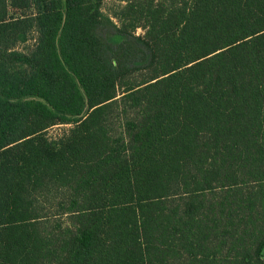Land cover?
<instances>
[{
    "label": "trees",
    "instance_id": "trees-1",
    "mask_svg": "<svg viewBox=\"0 0 264 264\" xmlns=\"http://www.w3.org/2000/svg\"><path fill=\"white\" fill-rule=\"evenodd\" d=\"M104 1L0 0V264H264V0Z\"/></svg>",
    "mask_w": 264,
    "mask_h": 264
},
{
    "label": "rangeland",
    "instance_id": "rangeland-1",
    "mask_svg": "<svg viewBox=\"0 0 264 264\" xmlns=\"http://www.w3.org/2000/svg\"><path fill=\"white\" fill-rule=\"evenodd\" d=\"M125 3L122 0H105L102 3L101 6V10L103 12V14L110 18L111 21L116 24V26H120V23L118 22L117 18L115 17L116 12H118V8L122 5H124ZM24 11H20V10H14L12 9V15L14 16H20L23 14ZM115 30L109 23H107L106 21H103L102 27L99 28V30L97 31L98 36L101 40H105L108 39L111 40L114 43H119L122 41V37L119 36L118 34H115ZM135 34L137 36H143L145 35V30L142 29V27L138 28L135 31ZM34 44V39L30 38V41L26 44V47H31ZM24 48V46H20V49ZM68 127L65 126H56L52 129H50L47 133L49 138H58L59 136H62L65 132V130H67Z\"/></svg>",
    "mask_w": 264,
    "mask_h": 264
}]
</instances>
